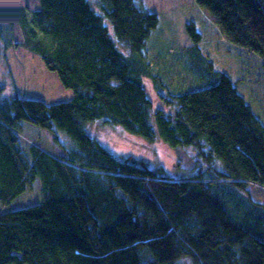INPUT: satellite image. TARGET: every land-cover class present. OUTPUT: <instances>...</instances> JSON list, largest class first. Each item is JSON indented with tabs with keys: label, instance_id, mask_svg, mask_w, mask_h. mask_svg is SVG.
<instances>
[{
	"label": "trees",
	"instance_id": "1",
	"mask_svg": "<svg viewBox=\"0 0 264 264\" xmlns=\"http://www.w3.org/2000/svg\"><path fill=\"white\" fill-rule=\"evenodd\" d=\"M194 2L264 62V0ZM40 3L32 15L17 11L25 46L74 96L54 105L0 99V205L36 180L44 197L0 213V264H264V205L239 194L264 187V124L231 78L161 94L171 113L155 109L146 51L159 17L143 0ZM187 31L201 41L194 23ZM99 121L151 144L193 147L205 170L173 180L146 159L117 156L88 131ZM24 122L64 131L73 145L51 156L23 144Z\"/></svg>",
	"mask_w": 264,
	"mask_h": 264
},
{
	"label": "rangeland",
	"instance_id": "2",
	"mask_svg": "<svg viewBox=\"0 0 264 264\" xmlns=\"http://www.w3.org/2000/svg\"><path fill=\"white\" fill-rule=\"evenodd\" d=\"M94 2V0H89ZM139 2V1H138ZM144 6L159 17V25L147 44V57L157 87L145 80L154 108L168 113L160 95L183 94L197 91L228 75L256 116L264 124V62L262 58L230 43L221 33L216 20L194 0H143ZM41 8L40 0H14L11 8L0 11V82L2 100L13 97L54 105L73 98V91L65 88L57 73L46 68L42 58L25 46L26 29L16 20L17 11L32 15ZM7 12L14 13L10 17ZM11 18V19H10ZM111 33L114 30L106 21ZM194 23L201 41L193 42L187 25ZM38 40V38L34 39ZM46 40V39H45ZM47 41V40H46ZM20 132L23 144L35 146L51 156H57L68 147L71 139L64 131L43 129L24 122ZM88 131L103 146L117 156L146 159L152 168L162 167L173 180L189 179L205 170L193 147L170 149L161 141H147L126 133L121 127L104 122L88 125ZM73 145V144H72ZM27 150V146L24 147ZM8 205H0V213L35 206L43 202L40 181L32 189ZM244 199L264 205V187L252 183L248 193L239 192ZM222 195V194H221ZM246 195V196H245ZM229 199V198H227ZM233 205V203H230ZM236 212V210H234ZM180 264H195L185 258Z\"/></svg>",
	"mask_w": 264,
	"mask_h": 264
},
{
	"label": "water",
	"instance_id": "3",
	"mask_svg": "<svg viewBox=\"0 0 264 264\" xmlns=\"http://www.w3.org/2000/svg\"><path fill=\"white\" fill-rule=\"evenodd\" d=\"M13 0H0V11L9 10Z\"/></svg>",
	"mask_w": 264,
	"mask_h": 264
},
{
	"label": "bare ground",
	"instance_id": "4",
	"mask_svg": "<svg viewBox=\"0 0 264 264\" xmlns=\"http://www.w3.org/2000/svg\"><path fill=\"white\" fill-rule=\"evenodd\" d=\"M12 4H13V1H12ZM0 47L2 49V42L0 41ZM0 85L2 86V83L0 82ZM238 89V88H237Z\"/></svg>",
	"mask_w": 264,
	"mask_h": 264
}]
</instances>
